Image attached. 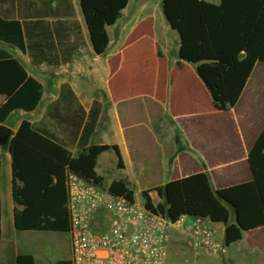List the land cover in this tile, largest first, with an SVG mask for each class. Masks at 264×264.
I'll return each mask as SVG.
<instances>
[{
    "label": "crops",
    "instance_id": "obj_1",
    "mask_svg": "<svg viewBox=\"0 0 264 264\" xmlns=\"http://www.w3.org/2000/svg\"><path fill=\"white\" fill-rule=\"evenodd\" d=\"M71 2L86 47L70 64L33 67L18 50L16 54L5 50L7 45L2 48L42 87L36 110L14 112L3 126L14 134L23 121L46 122L47 107L67 84L86 111L94 102L103 107L89 145L72 153L71 174L112 191L114 176L121 171L138 198L144 191L205 172L214 191L252 181L248 161L264 154L260 0H199L228 98L226 113L214 109L196 67L178 59L179 38L164 18L163 0ZM5 101L0 97V106ZM0 156V264H6L9 247L25 254L13 228L10 154L0 149ZM212 227L223 254L205 264H245L225 254L230 247L224 246L225 227ZM244 236L261 241L264 226L244 233L239 242ZM177 237L178 233L171 235L166 264H190L186 259L192 254L182 251Z\"/></svg>",
    "mask_w": 264,
    "mask_h": 264
},
{
    "label": "trees",
    "instance_id": "obj_2",
    "mask_svg": "<svg viewBox=\"0 0 264 264\" xmlns=\"http://www.w3.org/2000/svg\"><path fill=\"white\" fill-rule=\"evenodd\" d=\"M260 1L264 6V0ZM162 9L168 26L179 38L178 59L196 67L214 109L226 113L228 98L199 0H163ZM74 18L71 0H0V43L28 57L33 67L65 66L86 47ZM41 96V85L28 76L18 60L0 49V97L6 99L0 106V126L14 112H34ZM102 108L94 102L86 111L64 84L57 100L47 107L46 122L23 121L13 134L7 150L11 158L13 228L18 235H68V166L72 153L79 154L89 145ZM248 163L252 181L246 184L214 191L205 172L140 196L147 210L164 214L172 224L191 218L224 226L227 248L239 242L244 233L264 226V154L250 158ZM152 193L163 205L153 204ZM6 256V264H35L32 256L15 254L13 248Z\"/></svg>",
    "mask_w": 264,
    "mask_h": 264
},
{
    "label": "built area",
    "instance_id": "obj_3",
    "mask_svg": "<svg viewBox=\"0 0 264 264\" xmlns=\"http://www.w3.org/2000/svg\"><path fill=\"white\" fill-rule=\"evenodd\" d=\"M70 264H166L172 224L164 214L131 202L78 175L67 178ZM193 256L210 258L220 252L212 224L191 219L178 233Z\"/></svg>",
    "mask_w": 264,
    "mask_h": 264
},
{
    "label": "rangeland",
    "instance_id": "obj_4",
    "mask_svg": "<svg viewBox=\"0 0 264 264\" xmlns=\"http://www.w3.org/2000/svg\"><path fill=\"white\" fill-rule=\"evenodd\" d=\"M174 33V32H173ZM6 47L4 44L0 43V48ZM9 52L11 53H16V49L11 47H6ZM115 180L112 186L113 188L111 189L114 193H117L121 196L126 197L129 201L131 202H138L140 203V200H142L141 196H137V189L134 188V191L131 187H134V185H128L127 181H123L124 179V173L119 171L118 175L114 176ZM1 189L3 191L6 190V176L2 177V182H1ZM126 193V194H125ZM153 198L152 202L155 206L157 205H163V202L159 200L156 196L155 193L151 194ZM191 224V219L185 220L183 222L182 229H172L171 232L172 234L175 233H180L185 231V226ZM179 235V234H178ZM18 237V244L20 245L21 250L24 252L25 255H30L36 260V264H56L59 261H62L70 258V248H69V242H68V235H61V234H55V233H34V232H29V233H23L19 235ZM180 236V235H179ZM220 236V235H219ZM216 237L217 234H216ZM178 242L181 246L182 251L190 253V250L187 248L185 242L180 238L177 237ZM218 243L222 242L221 239L218 240ZM219 243V244H220ZM13 248V247H9ZM223 254V249L220 246V252L213 257L210 258H197L193 255L189 257L190 264H205V261L208 259H214V258H220ZM225 254L227 256H230L231 258H236L240 261H242L245 264H262L264 262V239L259 241V239L252 238L251 236H244V239L236 243L232 246H230L228 249L225 250ZM186 258H188L187 255H185ZM170 264V262H169Z\"/></svg>",
    "mask_w": 264,
    "mask_h": 264
},
{
    "label": "water",
    "instance_id": "obj_5",
    "mask_svg": "<svg viewBox=\"0 0 264 264\" xmlns=\"http://www.w3.org/2000/svg\"><path fill=\"white\" fill-rule=\"evenodd\" d=\"M12 137H13L12 131L9 128L1 125L0 126V149H2L3 151H6L10 145V141Z\"/></svg>",
    "mask_w": 264,
    "mask_h": 264
}]
</instances>
